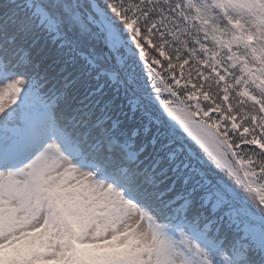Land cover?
Masks as SVG:
<instances>
[{"label":"snow or ice","instance_id":"snow-or-ice-1","mask_svg":"<svg viewBox=\"0 0 264 264\" xmlns=\"http://www.w3.org/2000/svg\"><path fill=\"white\" fill-rule=\"evenodd\" d=\"M0 264H264V0H0Z\"/></svg>","mask_w":264,"mask_h":264}]
</instances>
